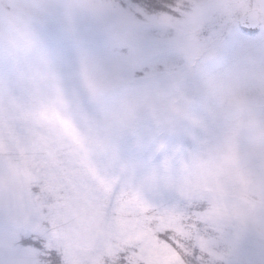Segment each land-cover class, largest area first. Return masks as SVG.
Masks as SVG:
<instances>
[{
    "label": "snow or ice",
    "instance_id": "obj_1",
    "mask_svg": "<svg viewBox=\"0 0 264 264\" xmlns=\"http://www.w3.org/2000/svg\"><path fill=\"white\" fill-rule=\"evenodd\" d=\"M0 264H264V0H0Z\"/></svg>",
    "mask_w": 264,
    "mask_h": 264
}]
</instances>
